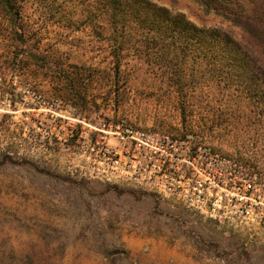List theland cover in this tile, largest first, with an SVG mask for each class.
Instances as JSON below:
<instances>
[{
	"label": "rangeland",
	"instance_id": "rangeland-1",
	"mask_svg": "<svg viewBox=\"0 0 264 264\" xmlns=\"http://www.w3.org/2000/svg\"><path fill=\"white\" fill-rule=\"evenodd\" d=\"M150 1L211 23L191 0ZM98 3L17 0L12 23L0 8V264H264V227L79 174L81 149L124 123L189 138L264 181L254 95L215 86L191 55L167 71L157 45L110 37Z\"/></svg>",
	"mask_w": 264,
	"mask_h": 264
},
{
	"label": "built area",
	"instance_id": "built-area-1",
	"mask_svg": "<svg viewBox=\"0 0 264 264\" xmlns=\"http://www.w3.org/2000/svg\"><path fill=\"white\" fill-rule=\"evenodd\" d=\"M80 161L79 174L87 180L152 193L217 224L264 227V181L235 159L189 138L111 123L105 136L81 149Z\"/></svg>",
	"mask_w": 264,
	"mask_h": 264
},
{
	"label": "trees",
	"instance_id": "trees-1",
	"mask_svg": "<svg viewBox=\"0 0 264 264\" xmlns=\"http://www.w3.org/2000/svg\"><path fill=\"white\" fill-rule=\"evenodd\" d=\"M16 1L0 0V8L11 23ZM191 1L211 23L197 25L184 14L150 0H99L98 5L100 15L109 24L110 37L122 40L127 30L128 38L157 45L167 71L180 68L191 55L192 62L204 74L211 73L210 82L215 86L242 88L253 94L263 109L259 115L263 116L264 0ZM119 66L117 61L116 68ZM114 244L105 243L102 251L105 256H109ZM9 264H34V261L30 254L13 255Z\"/></svg>",
	"mask_w": 264,
	"mask_h": 264
}]
</instances>
